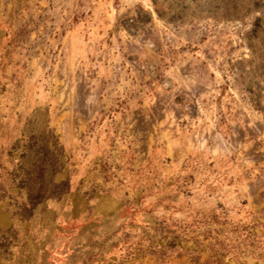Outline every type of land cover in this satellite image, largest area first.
Returning <instances> with one entry per match:
<instances>
[{"label": "rangeland", "instance_id": "obj_1", "mask_svg": "<svg viewBox=\"0 0 264 264\" xmlns=\"http://www.w3.org/2000/svg\"><path fill=\"white\" fill-rule=\"evenodd\" d=\"M0 264H264V0H0Z\"/></svg>", "mask_w": 264, "mask_h": 264}]
</instances>
